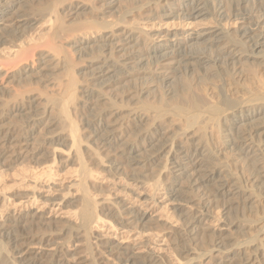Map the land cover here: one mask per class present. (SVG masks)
<instances>
[{
  "label": "bare ground",
  "instance_id": "1",
  "mask_svg": "<svg viewBox=\"0 0 264 264\" xmlns=\"http://www.w3.org/2000/svg\"><path fill=\"white\" fill-rule=\"evenodd\" d=\"M34 1L37 0H0V26L2 27L3 24V29L0 28V46L6 44L7 42H11L12 45L14 43H17V41L19 43V41L23 38L24 32H28L26 30H31L33 26L35 27V25L38 24L37 22L40 21V19L38 18V20L36 17H29L27 14L28 10L26 11L23 6L27 4V2L31 3ZM71 1L73 2V0ZM95 1L97 2H94L95 6L93 8L87 7V5L89 4V0L88 2H86V4L88 3L87 5L80 2L81 6L75 5L73 7L75 11H80V15L87 17L90 16V19H83L84 22H80V25L81 23L83 24L81 28L78 29V27H80L79 24L75 27L74 23L70 22L73 24V26H71L72 24H68L70 25V27L67 26V22L65 21L66 19L64 20V18H61L62 16L60 17L59 14L56 13V10L51 9L52 7L55 8L56 4L58 3H54L53 1L54 6L52 5L51 7V4L48 5L46 3L48 2V0H39V5L38 7H36V11L38 12V15H40V17H44L46 13V16L48 17L47 18L45 16L47 18L46 20H48L51 25L50 28L53 34L51 35L53 36L54 40L58 41L59 44L57 45L56 42L47 43L48 41L46 40H48V38H46L45 41L43 40L44 42H46L45 44L43 41H41L43 44H37V40V43L33 42L35 41V38L31 39V42L33 43L29 42L31 45H27L28 47L23 43V46H17V48L13 45V47L16 48V51H13L15 55L13 56L15 59L9 60L10 57L7 55L9 59L6 58V60H8L7 63L5 62L6 64H3L4 67L0 69V90L3 91H0L1 94H7L10 96L12 95V92L14 93L12 98L10 97L11 99L9 98V96H6L8 100H5V97L3 98L2 96H0L4 99L2 100L1 98V101H3L2 104L0 102V104L2 105L0 109V121H2L4 117H15L20 122V126H18V128L15 127L8 129L5 128L2 123H0V169L7 167L12 168L15 166L20 167L22 164V167L25 166L31 169L32 172V169L36 168L35 166H42V176L46 178H44L45 181H47L48 179L49 182H53V178L56 176L55 167L57 168L58 166L60 167L63 164L70 163L77 165L79 168L77 171L78 174L75 171L76 169L74 170L73 168V171L78 176L74 174L77 179L74 178L76 180H74L75 182L71 186L59 189V191L56 189L54 190V187L52 186L49 187V190H51L52 192H59V195L55 198H47L43 195V193H41V190L44 189L43 186L39 187V185L42 183L38 184V182H41V179L34 183L32 191L28 193H26V191H24L23 193H18L20 191H14V193L12 190V194L9 195L8 193L7 195L3 193L5 192L3 191L4 189H0L1 191H3H0V203L2 202L4 205L8 204V202L14 201L17 203L16 200H18L23 202L22 206L24 209H29L31 206L34 207L36 203H41L43 205L48 204L52 208L63 206L65 208L71 209L72 213L74 210L73 216L72 213L69 216H72V218L75 216L77 220V225H71V227L75 226L72 227L71 230H58V233H53L51 231H41L42 228H39L40 226L38 227L36 221H40L42 218L34 214L33 212L28 211L21 215V217L19 218H4L3 221H1L2 223H0V238L4 239V244L8 246L11 251L9 253L5 251L4 253L3 243H0V264H80V260L78 258V260L74 258L75 253L74 256L68 254L64 249V243H57V241L61 237L65 239V244L75 241L76 243H79L80 247L83 248L85 252H87V257L84 260H81V262L84 263L87 262L88 264H99L98 261L100 259L97 260V257L107 253L108 256L112 257V262H116L117 264H162L160 258L156 259L155 257L148 255L142 259H136L128 252V250L124 251V249L122 250L121 247L112 249L114 247L109 248L99 243V237L95 236V234L92 232V225H97L98 222H107L109 223V225L111 224V226L115 227V229L116 227L121 226L130 230H136L139 228H142L143 230L145 226L144 223L146 220V215L143 214L139 208H132L128 206L127 202L123 199L117 201L110 199L111 197H109L108 199L104 198L101 201L95 200V195L98 197L104 195L105 192H108L103 190L104 188L101 189V187L96 184L97 181L95 182L94 176L97 173H100V176L101 173H105L106 176L111 175L112 177H119V180H121V177L122 180L126 179V182H128L129 179V181L140 184V181H142L141 176L144 169L146 170L149 166L160 163L163 171L161 173L162 177L163 175L170 176L173 179L170 182V185L177 186L178 182L183 181V185L188 188V191H191V193H196L194 197L206 198V200H204L203 202H201L200 200L197 206L195 205L196 208L198 207V210L195 208L197 210V212L195 213L179 210V212H177L176 214L174 213L176 216L173 214L178 225H180L179 232L176 231L177 234L176 232L175 234L180 238V240L184 241L185 238L188 239L194 236L200 224H202L203 220L207 218L206 216L208 213H210L209 211L215 202L231 197L237 200L238 203H240L239 200H242L244 198V194L242 195L240 191L242 189H239L238 185H236L238 183H235L234 181V178L236 176L233 177V173H231L230 175L224 167H221L222 165H217V162H215L216 159L213 156L214 153L211 154L210 152H208V148L205 149V147H203L204 145L202 146L200 141L195 145L186 147L187 145H183V142H181V139L179 138L182 136V134L181 136H178V138H176V136V139H170L168 135L172 132V129L166 128L165 125H170L166 124L168 120L174 123L175 121L177 122L180 120L186 123L185 130L190 131V129L192 130L196 124L202 122L205 124H203V128H200L202 129L200 131L205 137L207 135V125L210 124L214 128L215 126L217 128L218 125L219 129L220 124L227 122L230 125L231 123V128H233V131L235 132L226 137L223 135L224 138L221 136L222 142L227 141V146L229 147V149H232L233 152L235 151L234 153L238 154V156L240 157L242 156L243 159L252 158L251 155H253V149L255 150V148L251 147V145L253 146L252 143L248 142L251 145L247 143V133H243V131L238 132V130L236 129L243 126L246 121L252 120L264 114V82L262 84L259 79L256 82V90L258 92H256L255 88H251L252 86H246L248 90L246 88L245 89L247 90V93L249 92V97L245 100V104L242 103L244 102V100L242 102L235 101L234 103H230L229 100L223 98V96L221 97L222 99L220 98V101L219 99L218 101H216L218 103L220 102L219 104H214L213 99L211 98V103H209V101L207 102L206 99L208 96H205V98L201 94L203 98H200L199 95V97L194 98L193 96H191V94L190 96L189 94H187L181 101H178L180 100L179 98L178 100L175 98L177 102H175V100L173 99L175 103L169 101L171 100L170 98L167 101L171 103L164 101L163 98L149 103L141 100L145 102L144 106L141 105V108H137L130 107L129 105H124L123 102L125 101L126 97H124L123 95H120V97L117 98V101L111 102V100H108L104 96V92L114 86H117L124 80L135 79L136 81V79L138 80V78L140 77L146 78L143 80L147 81L142 82L143 85L141 86V88L135 92V95H138V97H136L139 100L140 98H142L141 96L146 94V90L144 87L145 83H154L157 74L159 75L158 77L160 80L169 81L172 76L174 77V74L176 75V73H178V71V74H180V72L182 73V71L185 72L183 74H186L187 71H190V68L199 69L198 67L207 65H221L225 66L226 68L229 65L238 64V62L242 60H244L247 64L249 58L258 59V56H255V52L257 50H260L261 48H264V0H256L254 4L255 8L253 9L252 7L249 12H242L240 9V5L249 3L252 0H238V6L233 8L231 13L229 14H227L220 5H216L215 1L217 0H141V2H144L141 4H139L138 0H124L128 4L126 5L128 6L127 10H129L130 8L128 12L125 11L126 17L133 19H141L144 16H149L148 19H151V22L152 20H157L160 22L161 19L165 18H173L180 21H194L196 19H203L214 16L218 22L228 21L230 18L241 21V25L232 34H229V32L225 30L226 28L224 29L221 26H218L219 28H216L214 33H201L193 37H191L192 35H190V37H187V39H183L182 41L175 39V41H173L172 43L165 41L166 36H161L157 33L153 35L148 34L147 32L139 29L137 25L131 27L128 26L130 28H128L127 26L115 28L107 25L108 23L103 24V21L101 23L100 21L97 22L99 18L96 20L92 17V14H97L95 13L94 9L102 8V11L109 10L114 7L115 3H113L112 0ZM56 2L62 3V0H57ZM65 2L67 1L65 0ZM65 2L63 0L64 4ZM13 3H15V5H13ZM217 3L219 2L217 1ZM66 4L69 3L67 2ZM61 6H59L58 8H62ZM77 12L73 13V15ZM213 13L215 15H213ZM69 15L67 17H69ZM81 17L79 19H81ZM4 19L7 21H5ZM44 19L45 18H43V20ZM71 19L73 18L71 17L67 21L69 22ZM74 19L77 22L78 19ZM43 20H41L42 24ZM122 21L124 23V20ZM99 26L101 27L100 31L108 30V33L91 38L92 34L95 35L94 31H98L97 29H99ZM76 31H79V37L74 33ZM68 32H70L71 35H67ZM72 34H75V36H72ZM26 36L28 37V35ZM23 39H25V37ZM25 40L24 42H26ZM70 40L72 41L68 46L66 45V48H62V46H60ZM49 41L51 40L49 39ZM41 47H43L44 50L48 48L49 52L39 58L37 62H34L33 58L36 49L40 48V51ZM91 49H95L98 55H96V57H94V55H91L92 57L87 56L88 61L86 63V66L84 67V71H86V73L83 72V74H77V71H75L76 65L71 61V53H76L77 57L80 59L86 55V51L89 52ZM59 53L61 55L63 53V55L60 56ZM253 53L255 55H253ZM262 62L264 63V60ZM0 64H2V61L0 62ZM1 66L2 65H0V68ZM249 66L251 67V64H249ZM197 69H195V71ZM58 70L65 72V76L67 79L65 84H53L52 86L54 88V91L51 92L52 94L46 95L45 99L43 100H41L40 97L29 95L31 94L30 92H32V86L38 85L41 82V84H43V82H52L49 77H52L53 74ZM59 73H61V76L63 75L62 72ZM85 74L87 76L88 83L86 86H79L78 84L82 83H78L76 77ZM256 75L257 74H255V76ZM51 82L50 84L53 83ZM80 82L83 81L81 80ZM12 83L17 84V86H19L18 88L21 87L22 89H24V91L26 89L28 91L26 93H24L23 90V92L21 90L20 92L14 91V89L17 88L15 84L14 85L16 87L13 86L14 89H12L10 86L9 87L11 89H8V85H12ZM190 85L187 84L186 87ZM52 89L50 88V90ZM45 93L46 92H44V94ZM195 93L196 92H194V94ZM132 94L133 93L130 92L127 95L125 94V96L128 97ZM100 103H102L104 106L101 105V107H98ZM54 110H57L58 115L63 118V121H61V123L63 124L62 129H58V125L61 123L57 122L58 120L55 121L53 118H51V114ZM151 119L153 122H150H152L153 124L150 123L151 126L150 128L148 127V130H143L140 128V126L144 122H147ZM80 125H82V127ZM11 126L13 127V125ZM198 130L196 129V131ZM231 130L229 132H231ZM210 132L212 133V131ZM42 133H45V135L40 136ZM127 133H134V135L131 139H129L130 137H126ZM183 135L186 138V136H188V132L187 134L185 133ZM124 138H126L127 140L124 141ZM63 149H66V152H64ZM255 158L257 157L255 156ZM22 167H20V170ZM17 169L18 168H16V171L18 173L19 170ZM26 170L27 169H25V171ZM97 170H100V172H98ZM251 171L253 174L252 178L255 179L256 182H258L260 190L264 193V181H261L264 178V171L259 169L258 165L256 164H252ZM29 172L30 171H28L27 173ZM25 173L23 172L24 175ZM24 178L25 177H23V179ZM160 178L161 176L159 177L157 184L161 183L164 179ZM142 182H144V180ZM155 188L156 187H154V189ZM5 190H8V188H6ZM168 190L169 196L171 197V199H173V202L178 198H182L181 195L184 194V192L181 193V191H179L180 189L175 190L173 186L168 188ZM127 191L129 190H126V188L123 189V192H126V194ZM73 192L77 193L76 197L74 196L73 199L66 200L67 197H71L73 195ZM243 200L246 201L247 199ZM191 201H194V199ZM241 216L244 217V213L241 214ZM240 223L241 222L231 223L230 227H244V229L251 228L250 225H240ZM262 228L264 227L262 226ZM177 236L176 238H178ZM259 237L260 236H258V233H256L255 236L253 235L248 238V241H245L243 243L238 242L234 246V248L228 249L226 251L225 249L229 247L223 246V243L225 242H223L224 239L222 240V238H220L219 233V236L216 235V237H212L211 243H209L211 247L209 248L211 249V251H209L210 249L207 247L208 253L206 254L202 253L190 260L185 259L184 257V259L188 261L184 262L183 260V264H205L206 260H208L206 264H213V260L216 257L223 260L221 263L219 262L220 264H264V239H262L263 237L259 239ZM94 240L96 241L95 243H93ZM49 243L52 244L54 248L53 251L50 252L51 254L48 258L44 256V253L42 251L39 252L33 250L34 248L31 249L33 245L34 247H43L45 246V244ZM202 247L204 246L202 245ZM222 250H225L223 251L225 252L224 254L222 253ZM82 251L83 250H81V252ZM191 251L194 253L193 250ZM182 252L190 255L193 254L191 252L189 253V251L182 250ZM214 254H217V256H214ZM178 256H176L177 259ZM105 264H111V262H109L108 260L105 262Z\"/></svg>",
  "mask_w": 264,
  "mask_h": 264
},
{
  "label": "rangeland",
  "instance_id": "2",
  "mask_svg": "<svg viewBox=\"0 0 264 264\" xmlns=\"http://www.w3.org/2000/svg\"><path fill=\"white\" fill-rule=\"evenodd\" d=\"M53 1H54V3H58L59 4V5L56 4L55 8L52 7V5L54 6ZM53 1L48 0V2H46V3L48 5L51 4L50 6L52 8L50 6L49 7L52 10H56V13L59 14L60 17L62 16L61 18H64V20L66 19L65 21L67 22L66 23L67 26L70 27V25H68V24L74 23V26L76 27V25L79 24L80 27H78V29H80L81 26H82V24H83V23H81V25H80V22H84L85 19H87V20L90 19L89 18L90 16L87 17V16L80 15V11H78V12L75 11L73 9V7L75 5L81 6V3L82 4H85V5H87L89 3L87 5V7H92L93 8L95 6V3L97 2L95 0H92L93 2L90 1V0H89V2H88V0H84L85 2L83 0H82L83 2L81 0H73V2L71 0H69V1L66 0L69 3V4H66L67 2H65V0H64V2H65V4H64L63 3V0H62V3H63L62 4V3L56 2L57 0H53ZM74 1H76V2H74ZM112 1L115 4H114V7L111 8V9H109V10L102 11L101 10L102 8L94 9L95 10V13H97V14H92V17L94 19H96V20L99 18L97 20V22L100 21V23H101L103 21L102 22L103 24H107L108 23L107 25H110L111 27H115V28L116 27H125V26H127V27L130 26L131 27V26H136L137 25L139 27V29L143 30L144 32H147L148 34H152L153 35V34H156L157 33V34H160L161 36H166V40L165 41H168L169 43H172L173 41H175V39L182 41L183 39H187V37H190V35H192L191 37H193V36L199 35L201 33L202 34L203 33H205V34L207 33L208 34L209 32L210 33H214L215 32V29L216 28L218 29L220 26L222 28H224V29L226 28L225 30L228 31L229 34H232L241 25L240 24L241 23L240 20H234V18H230L229 17L230 18L229 19L230 21L228 20V21H223V22L220 21V22H218L217 19L214 16L213 17H208V18H203V19L202 18L201 19H196L194 21H192V20L180 21V20H177V19L175 20L173 18H165V19H161L160 22L157 21V20H152V22H151V19H148L149 16L142 17L141 18L142 20L140 18L133 19V18L126 17V12L125 11L128 12L130 10V8H129V10H127L128 9V6H126V5H128V4L126 3V1H124V0H115V1L112 0ZM134 1H136V0H134ZM217 1L219 3H217ZM217 1H215L216 5H220L227 14L231 13L232 9L238 6V0H222V1L221 0H217ZM86 2H88V3L86 4ZM90 2H92V3H90ZM138 2H139V4L144 3V2H141V0H138ZM250 2L249 3H246V4L244 3V4H241L240 5V9H241L242 12H249L252 9V7H253V9L255 8V5L254 4H255L256 0H252ZM13 5H15V3H13ZM25 5H26V7H25ZM25 5H23L24 8H25V10L26 11L27 10L29 11V12L27 11L28 16L29 17H33V18L36 17L37 19L39 18L40 21H38L37 22L38 24H36L35 27L33 26L31 28V30L29 29L30 32H29V30H26L28 32H24L23 38L25 37L26 40L22 38L19 41V43L17 41V43H14L13 45L16 46V48H17V46H21V45L23 46V44L24 45L26 44L25 46H27V45L29 46V45H31L29 43V42H31V39H35V38H36L35 41H33V40L32 41L35 42V43H37L36 42V40H37L38 41L37 44H43L41 41H43V40L45 41L46 38H48V40H46V41H48L47 43H55L56 42V44L58 45L59 44L58 41H56V40L53 39V36H52L53 34H52L51 28H50V26H51L50 25V22L48 20H46L48 18L46 16V13H45L44 17L43 16L40 17V15H38V12L36 11L37 10L36 7H38V5H39V0L34 1V2H31V3L30 2L29 3L27 2V4H25ZM89 5H92V6H89ZM59 6H61L63 9L62 8H58ZM32 7H33V9H32ZM35 12H37V13H35ZM75 12H77V13L73 15V13H75ZM71 13H72V15H71ZM65 14H66V16H65ZM34 15H36V16H34ZM68 15H69V17H67ZM213 15H215V14L213 13ZM70 16L73 19H71L68 22L67 20L71 18ZM81 16H83V17H81ZM80 17H81V19H79ZM43 18H45V19L43 20ZM74 18L78 19L77 22H76V20ZM41 20H43V24H42V21ZM122 20H124V23L125 22L126 23L124 24ZM139 20H141V21H139ZM144 20H146V21H144ZM5 21H7V20H5ZM147 21H148V23H147ZM70 22H72V23H70ZM217 23H219L220 25L217 24ZM71 26H73V24ZM130 27H128V28H130ZM0 28L3 29V24H2V27L0 26ZM100 29H101V27L99 26V29H97L98 31L95 30L94 31L95 32V35L92 34V37L91 38H94L95 36H100V35H104V34H107L108 33V30L107 31H104V30H101L100 31ZM47 32H48V34H47ZM74 33L77 34L76 36H78V35L80 36L79 31H76ZM75 34H72V36L73 35L75 36ZM26 35H28V37ZM46 35L47 36L49 35V36L47 37ZM67 35H71V33L68 32ZM39 36H40V38L42 40L39 38ZM39 39H40V42H39ZM49 39L51 41H53V40L54 41L51 42V41H49ZM24 40L26 42H24ZM71 41L72 40H70V41H68L65 44H62L60 46H62V48H64V47L66 48V45L68 46ZM33 42H31V43H33ZM45 43L46 42H44V44ZM10 44H11V42H7L6 44H3V45L0 46V49L3 50V51L0 50V53H1L0 54V60L2 59L1 60L2 61V64H0L2 66H1L0 69H2L4 67L3 64L5 62L7 63L8 60H6V58L9 59V57H10L9 60L15 59L14 58V56H15L14 55V52L16 51V48H14L12 44H11L12 45V47H11ZM39 49L40 48L36 49V52H35V55H34V58H33L34 62L35 61L37 62V60L39 58H41L47 52H49L48 48L45 49V50H48V51H45L43 47H41V50L43 49L42 51L41 50L39 51ZM2 52H5V53H2ZM96 52L97 51L95 49H91L89 52L86 51L85 52L86 55L83 56L80 59L77 57V54L76 53H74V54L71 53V55H70L71 56V61L76 65L75 71H77V74H80V73L83 74V72L86 73V71H84V67L86 66V63L88 61L87 56L90 57L91 55L92 56L94 55V57H96V55H98V53H96ZM255 54L253 53V55H255L256 57L258 56V59L249 58L247 64L245 63L244 60H242V61L238 62V64L229 65L226 68H225V66H221V65H217V66H210V65L208 66L207 65V66L198 67L199 69L195 68V69H197L196 71H195L194 68H192L193 70L190 68V71L189 72L187 71L186 74H183L185 72H183L182 70H180V71H182V73L180 72V74H178L179 73V71H178V73H176V75L174 74V77L172 76L169 81L160 80L159 77H158L159 75L157 74V76L155 77L156 80H155L154 83H152V84L151 83L150 84L149 83H147V84L145 83V86L144 87H145V90H146V94L143 95V96H141L142 98L139 99L140 102H139V100L137 98L138 95H135V92L138 91L141 88V86L143 85L142 82H146L147 81V80H145V81L143 80V79H146V78H141V77L138 78V80L136 79L137 82L135 81V79H130V80H124V81H122L117 86H114V87L106 90V92H104V96L108 100H111V102H114V101H117L118 100L117 98H119L120 95L121 96L123 95L124 97H126L125 98V101L123 102L124 105H129L130 107H137V108H141L142 107L141 105L144 106V103L145 102H143V101H146L147 103H149V102H154V101L159 100V99H162V98L166 102L171 101V102L175 103V102H177L178 98L180 99L178 101H181L183 98H185V96L187 94H189V96L191 94V96H193L194 98L195 97L197 98L199 96L201 98L202 95H203V97H205V96L207 97L208 96L207 99H206L207 102L209 101V103H211V101H210V98H211V99H213V103L214 104L218 103L216 101H218V99L220 101V98L222 96H223V98H226L227 100H229L230 103H234L235 101L236 102H242L244 100V102H242V103L245 104V100L249 97V92L247 93V90L248 89H247L246 86H248V87L249 86L250 87L252 86L251 88H253V89L255 88V90H256V82L258 81V79L260 80V82L262 84L264 82V63L262 62L264 60V48H261L260 50H257L255 52ZM59 55L62 56L63 53H62V55L59 53ZM249 64H251V67L249 66ZM242 65H243V67H242ZM244 70H245V72H244ZM255 70H256V72H255ZM59 72H62L63 75L61 76V73H59ZM204 72L207 73V74H205ZM252 72H255V73H252ZM56 74H57V76H56ZM191 74H193V75H191ZM255 74H257V75L255 76ZM65 75H66L65 72H63L61 70H58L56 73L53 74L52 77H49L50 80H52L53 83L51 81H49V83L48 82H45V83L43 82V84H41L42 83L41 82L38 85H34V86H32V92H30L31 94H29V95L30 96L32 95V96H35V97H40L41 100L45 99L46 95H50V94H52L51 92L54 91V88L52 86L53 84L58 85V84H61V83H63V84L66 83V80L67 79H66V76ZM185 75H187V76H185ZM59 76H61V77H59ZM79 76H80V78H79ZM79 76L76 77V78L78 80V83H82V84H78V85L79 86H86L87 83H88V81H87L88 79H87L86 74L85 75H79ZM82 76H84V77H82ZM53 77H55V78H53ZM82 78L85 79V80H83ZM184 78H186V79H184ZM197 79H198V81H197ZM79 80L80 81L82 80L83 82H80ZM85 81H87V82H85ZM50 82L52 84H50ZM182 82H184V83H182ZM14 84L15 83H12V85L9 84L8 85V89H11V88L14 89L13 86H15V85L17 86V84H15V85ZM47 84H49L50 86L47 85ZM187 84L188 85L191 84V85L186 87ZM247 84H249V85H247ZM41 85H42V87H41ZM199 85H201V86H199ZM38 86H39V88H38ZM18 87L19 86H17V88ZM17 88L14 89V91H17V92L18 91L20 92V90L21 91L22 90L24 91V89H22L21 87L18 88V89ZM50 88L51 89L53 88V89L50 90ZM36 90H37V92H36ZM27 91L28 90L26 89L24 91V93H26ZM30 91H31V89H30ZM181 91H182V93H181ZM187 91H189V92H187ZM193 91L196 92V93L194 94ZM226 91H228V92H226ZM1 92H3V91H1ZM1 92H0V96H2L3 98L5 97L4 99L5 100H8L7 97L9 95H7V94L6 95L1 94ZM44 92H46L47 94L46 93L44 94ZM130 92L133 93L131 96H128V97L125 96V94L127 95ZM164 92H165V94H164ZM256 92H258V91L256 90ZM40 93H41V95H40ZM105 93H107V94H105ZM13 94L14 93L12 92V95H10L9 98L10 97L12 98ZM2 97H0L1 104L3 102V101H1V98ZM41 97H43V98H41ZM216 97H217V100H216ZM3 98H2V100H4ZM169 98L171 100H169ZM175 98L177 100H175ZM208 98H209V100H208ZM152 99H153V101H152ZM173 99L175 100V102H174ZM141 100H143V101H141ZM167 100H169V101H167ZM171 102H169V103H171ZM1 104H0V109L2 107ZM3 105H4V103H3ZM101 105L104 106L102 103H100V105H98V107H101ZM132 105H134V106H132ZM51 118H53L55 121L58 120L57 122H60V123H61V121H63V118H61V116L58 115L57 110L56 111L54 110L52 112ZM59 118H61L62 120L59 119ZM12 119H14V120H12ZM15 119H16L15 117L14 118L13 117H7V118L4 117L2 119V121H0V123H2L4 125V127L7 128V129L8 128H15V127L18 128V126H20V122H19L18 119H16V120ZM10 120H11V123H10ZM150 121H152V119L149 120V121H147V122H144L140 126V128L143 129V130H148V127L150 128L151 124H153L152 123L153 121L152 122H150ZM6 123L7 124H10V125H7ZM201 123L202 122L199 123L201 126L199 124H196L195 125L196 128L194 127L192 129V130L195 129L194 131H192L190 129L191 132L185 130L186 123H184V121H180V120L177 121V122L175 121V123L172 122V121L170 122V120H168V122L166 124H170V125H165V127L172 129V132L168 135V137L170 139H176V138H178V136H181V134H182V136L179 137V138L181 139V142H183L182 143L183 145H185V146L187 145L186 147H188V146L190 147V145H195L197 142L199 143V141H200V143L202 144V146L204 145L203 147H205V149L208 148L207 149L208 152H210L211 154L214 153L213 156L216 159L215 162H217V165H219V166L222 165L221 167H224L226 169V171L229 172L230 175H231V173H233L234 175H232V176L233 177L236 176L234 178L235 179L234 181H235V183H238L236 185H238L239 189L240 188L242 189L240 191H241L242 195L244 194L243 195L244 196L243 199H247V200L245 201V200L242 199L243 201L242 200H239L240 203H238L237 200H235L234 198L229 197L228 199H224V200H220L218 202H215L213 204L212 208L209 211L210 213H208L207 216H206L207 217L206 218L207 220L206 219L203 220V223L200 224L198 230L196 231V233L194 234V236H192V238L191 237L188 238V239L185 238V241H184V240H180V238L176 235L177 232H179V230H180V225H178V223H177L174 215L177 212H179V210L180 211H184V212L188 211L190 213L197 212V210H198L197 208L198 207L196 208V206L198 205V202H200V200H201V202H203L204 200H206V198H197V197H194L196 193H191V191H188V188L185 187V185H183V181L178 182L177 186L170 185V182L173 179L170 176H164L163 175V177H162V174L161 173L163 171H162V166L160 165V163H156L157 165L154 164L152 166H149L146 170L144 169V171L142 172V176L144 178L141 176V178H142L141 180L142 181L144 180V182L140 181V184H137L136 182H133V181H129V179H128V182H129L128 183V182H126L127 181L126 179H125L126 180L125 181L124 179L122 180V178L120 177L121 180H119V177L118 178L117 177H112L111 175L106 176L105 173L104 174L101 173V176H100V173H97L98 175L96 174L94 176L95 182L97 181L96 184H98V186H100L101 189L104 188L103 190L108 191V192L107 193L105 192L104 195L98 196L99 198L95 195L94 196V199L95 200L101 201L102 199H104V198L105 199H108L109 197H111L110 199L117 200V201L123 199V200H125L127 202L128 206H130L132 208H139L142 211V213L146 215L145 216L146 217V220H145V223L146 224L144 223L145 226H144L143 230H142V228H139V229H136V230H130L128 228H123L121 226L116 227V229H115V227L111 226V224L109 225V223H107V222H103V223L102 222H100V223L98 222L97 225L96 224L92 225V232L95 234V236H98L99 237V243L100 244L105 245L106 247H109V248L114 247L112 249H115L116 247L117 248H120L121 247V249L122 250L124 249V251L125 250L126 251L128 250V252L132 256H134L136 259H138V258L139 259L140 258L142 259V258H144V257H146L148 255H151L152 257H155L156 259H159L160 258V260L162 261V264H174V263L175 264H178V263L180 264V262H181V264H183L184 262H186V261H188V260H190L192 258H195V257L199 256L202 253L203 254L208 253L207 250L210 247L209 243H211L212 237H216V235L219 236V233H220V238H222V240L224 239L223 242H225V243H223V246L229 247V248H226L225 249L226 251L228 249L234 248V246L238 242L243 243L245 241H248V238H250L253 235L255 236L256 233H258V236H260L259 239H261L262 237H263L262 239H264V231H263L264 228H262V226L264 227V193L260 190V187H259L258 182H256L255 179L252 178L253 177V174H252V171H251L252 164L258 165L259 169H261L262 171H264V114L260 115L257 118H254L252 120L246 121L245 122L246 124L244 123V125L241 126L238 129H236L234 127L236 130H238V132L239 131L240 132L243 131V133H247V143L248 142L252 143L253 146L250 143H248V144L251 145V147L255 148V150H256L255 151L253 149V155H251L252 158H249L250 160L249 159H245V158L243 159L242 156H241L242 157L241 158L240 156H238V154L234 153L235 151L233 152L232 149H229V147L227 146L228 145V142L227 141L226 142H222L221 138L223 137V135L226 137V136H229L231 133L233 134V132H235V131H233L234 129L231 128V123H230V125L227 122L226 123H223V124H220L219 125V129H218V125H217V128H216V126L214 128L210 124L207 125V131L208 132L206 131V134L207 135L205 137L203 136V133L200 131V130H202L200 128L202 126H204L203 124H205V123H202V124ZM11 125H13V127ZM14 125H16V126H14ZM59 125H58V129H60V128L62 129L63 124L61 123ZM6 126H9V127H6ZM80 126L82 127V125H80ZM196 129L197 130L199 129V130L196 131ZM230 130H231V132H229ZM184 131H185L186 134L188 132V136H186V138L183 135V134H185ZM210 131H212V133ZM198 132H199V134H198ZM218 132H220V133H218ZM217 133H218V136H217ZM43 135H45V133L44 134L42 133L40 136H43ZM133 135H134V133L133 134L127 133V136L126 137L127 138L130 137L129 139H131L133 137ZM218 138H219V140H218ZM250 138H251V140H250ZM125 140H127V139L124 138V141ZM203 142H205V143H203ZM63 150H64V152H66L65 151L66 149H63ZM257 152H258V154H257ZM255 156L257 158H255ZM250 162L251 163L254 162V163L251 164ZM242 163H244V164H242ZM22 166L23 165L21 164L20 167H22ZM20 167L15 166V167H12V168L7 167V168H1L0 169V174H1L0 175V189H2V190L4 189L3 191H5V192H3V191L0 190L1 192H3L4 194H7V195H8V193H9V195H11L12 194V190H13V192L14 191L15 192L20 191L18 193H23L24 191H26V193H28V192H31L32 191L33 186H34V183H36L39 179H41L40 180L41 182H38V184L39 183H42V184L39 185V187H42L43 186V188H44V189H42L43 191L41 190V193H43V195L45 197H47V198H55V197H57L59 195L58 194L59 192H52L51 190H49V187L52 186V187H54V190L56 189V190L59 191V189H63V188H66V187L71 186L75 182L74 180L77 179V177H75L74 174H76V173L78 174L77 171L79 169L77 165L70 164V163L69 164L68 163L67 164H63L62 166H60V167L58 166L57 168L55 167L56 176L53 178V182L50 181L51 182L50 183L48 181V179H47V181H45L46 178L44 176H42L43 175V173H42L43 172V167L42 166H40V167L35 166L36 168L35 169H32L33 170L32 172H31V169H29V168H27L25 166L22 167L23 169L21 168V170H20ZM16 168H18L17 170H19L18 173L16 171ZM73 168H74V170L76 169L75 170L76 173L73 171ZM25 169H27V170L25 171ZM7 170L8 171L10 170L11 172L9 171L10 172L9 173ZM4 171H5L6 174L4 173ZM14 171H16V172H14ZM28 171H30V172L27 173ZM23 172L24 173L26 172L25 175L23 174ZM98 172H100V170ZM20 174H22V175H20ZM12 175H14V176H12ZM160 176H161L160 179H163V178L164 179L162 180L161 183L157 184L158 179H159ZM23 177H25V178L23 179ZM74 178H76V179H74ZM97 178H98V180H97ZM114 178H116V179H114ZM238 178H240V179H238ZM26 180H28V181H26ZM21 181H23V182H21ZM261 181H264V178ZM5 185H7V186H5ZM171 186H173V188L175 190H179L180 189L179 191H181V193L184 192V194L185 193L186 194L185 195L182 194L181 195L182 198H178L176 201L173 202V199H171V197L169 196V190H168V188H170ZM154 187H156V188L154 189ZM6 188H8V190H5ZM124 188H126V190H129V191H127V194L128 195L126 194V192H123V189ZM10 191H11V193H10ZM76 195H77V193L73 192V195H72L73 197L72 196L71 197H67L66 200L67 199L71 200V199L74 198V196L76 197ZM107 195H109V196H107ZM193 199H194V201H191ZM16 201H17V203L15 201L14 202H8V204L5 203L6 205H4L2 202L0 203V223H2L1 221H3V219L6 218V217L19 218V217H21V215H23L24 213H26V212L29 211V212H33L34 214H36V215H38L39 217L42 218L40 221H36V223L38 224V227L40 226L39 228H42L41 231H51L53 233H58L60 230L61 231L62 230L63 231L64 230H71L72 227H75L77 225L76 224L77 220H76L75 216L72 218V216L74 214V210H73V213H72V210L69 209V208H65L63 206H59L58 208L57 207L52 208L48 204H44L43 205L41 203H36L34 205V207L31 206L29 209L26 208L27 209L26 210L22 206V204H23L22 201H18V200H16ZM9 203H11V204H9ZM18 208H19V210H18ZM20 208H22V209H20ZM244 210H246L247 212L244 211ZM173 211H176V212H173ZM71 213H72V216H69V215H71ZM243 213L245 215L244 216L245 218L243 216H241V214H243ZM246 216H247V218H246ZM74 220H75V222H74ZM59 221H61V222H59ZM67 222H68V224H67ZM235 222H238V223L241 222L240 225H246V224L248 226L250 225L251 228H245L244 229V227H241V228H243V229H241V228H235V227L232 228V227H230V224L231 223H235ZM69 224H70V226H69ZM71 225H75V226H72L71 227ZM228 225H229V227H228ZM254 225H255V227H254ZM178 227H179V229H178ZM121 228H123V229H121ZM169 232H171V233H169ZM172 232H173V234H172ZM175 232H176V234H175ZM176 236L178 238H176ZM208 236H210V237H208ZM195 237H196V239H195ZM208 238H210V239H208ZM63 240H64V242H63ZM58 241H57L58 244L59 243H62V244L64 243V249L67 251L68 254L74 256V253H75L74 258L76 260L79 259L80 260V264L81 263L88 264L87 262L86 263L81 262V260H84L87 257V254H86L87 252H85V250L80 247L79 243H76L75 241H72V242H70L68 244H65V239L63 237H61ZM95 242L96 241L94 240L93 243H95ZM0 243L1 244L3 243V247H4L3 252L4 253H5V251L8 252V253L11 251L10 248H8V246H6L4 244L5 243L4 242V239H1L0 238ZM49 244H45V246H43V247H39V246H35L34 247V245H33V247H31V249L34 248L33 250H35V251H39V252L42 251L44 253V256H46L48 258L50 256V254H51L50 252H52L53 251V248H54V246L52 244H50V245ZM202 245L204 247H202ZM51 246H52V248H51ZM76 246H77V248H76ZM101 247H103V246H101ZM73 249H75V250H73ZM81 250H83L84 252L83 251L81 252ZM182 250L183 251H189V253L190 252L193 253L191 251V250H193L194 253L192 255H190V254H187V253H183ZM225 250H222V253L223 254L225 253V252H223ZM179 251H180V253H179ZM209 251H211V249ZM77 252H80V253H77ZM197 253H199V254H197ZM186 255L187 256L189 255V256L187 257ZM100 256H101V258H100ZM100 256L97 257L98 258L97 260L100 259L98 261L99 264H105V262L108 261V260H109V262H111V264H117L116 262H112V257L108 256L107 253L102 254ZM176 256H178V259H181V257H182V259L181 260H178ZM214 256H217V254H214ZM109 257H110V259H109ZM184 257H185V259H188V260H185ZM183 260H184V262H183ZM222 261H223L222 259H218V257H216L213 260V264H220ZM207 262H208V260H206L205 264Z\"/></svg>",
  "mask_w": 264,
  "mask_h": 264
}]
</instances>
